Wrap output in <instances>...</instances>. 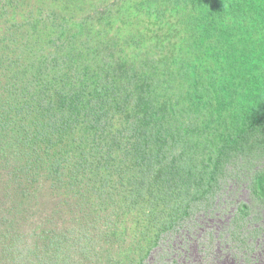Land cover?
Segmentation results:
<instances>
[{"label":"trees","instance_id":"1","mask_svg":"<svg viewBox=\"0 0 264 264\" xmlns=\"http://www.w3.org/2000/svg\"><path fill=\"white\" fill-rule=\"evenodd\" d=\"M144 3L150 15H135L129 34L93 47L90 35L63 34L30 65L14 88L27 99L21 114L46 121L31 142L63 136L96 165L122 152L140 193L177 217L169 225L229 179L230 166L250 173L264 201V0ZM85 42L86 63H96L79 66ZM54 246L39 255L24 243L0 264H73L52 257Z\"/></svg>","mask_w":264,"mask_h":264},{"label":"rangeland","instance_id":"2","mask_svg":"<svg viewBox=\"0 0 264 264\" xmlns=\"http://www.w3.org/2000/svg\"><path fill=\"white\" fill-rule=\"evenodd\" d=\"M144 1L0 0V261L24 243L41 255L59 242L52 257L73 264H264V201L247 171L230 166L229 179L169 225L177 217L140 193L122 152L96 165L63 136L31 142L46 121L36 111L21 114L27 99L14 88L30 65L38 68L63 34L90 35L92 47L129 34L135 15H150ZM80 50L79 66L96 63H86V42Z\"/></svg>","mask_w":264,"mask_h":264}]
</instances>
